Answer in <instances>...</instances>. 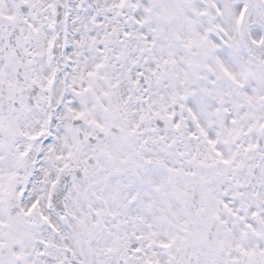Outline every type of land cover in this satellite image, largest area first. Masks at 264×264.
Instances as JSON below:
<instances>
[{"label": "snow or ice", "instance_id": "obj_1", "mask_svg": "<svg viewBox=\"0 0 264 264\" xmlns=\"http://www.w3.org/2000/svg\"><path fill=\"white\" fill-rule=\"evenodd\" d=\"M0 264H264V0H0Z\"/></svg>", "mask_w": 264, "mask_h": 264}]
</instances>
